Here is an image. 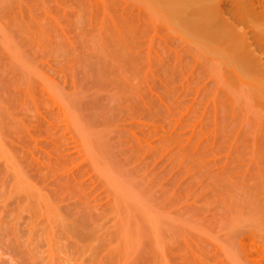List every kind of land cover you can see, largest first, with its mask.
I'll return each mask as SVG.
<instances>
[{
    "label": "rangeland",
    "instance_id": "374dc122",
    "mask_svg": "<svg viewBox=\"0 0 264 264\" xmlns=\"http://www.w3.org/2000/svg\"><path fill=\"white\" fill-rule=\"evenodd\" d=\"M151 7L0 0V264H264V0Z\"/></svg>",
    "mask_w": 264,
    "mask_h": 264
},
{
    "label": "bare ground",
    "instance_id": "6f19581e",
    "mask_svg": "<svg viewBox=\"0 0 264 264\" xmlns=\"http://www.w3.org/2000/svg\"><path fill=\"white\" fill-rule=\"evenodd\" d=\"M192 1L193 0H145V2L146 3L148 2L152 6L151 8L155 12H157L159 15H161L163 17H166V20L168 18V20L170 22L173 21L174 23H176L178 25V27L180 28V30L181 29H189V30H191V34H192L193 37L202 39V38L206 37V35H205V30H202L199 27V24H200V22L198 21L199 17L195 16L193 18H188V17H185L183 15L184 8L187 5H189ZM196 1L200 2V1H203V0H196ZM201 9L204 10L205 7L203 6V7H201ZM202 14L205 15L206 13L203 12ZM176 24H175V26H177ZM199 36H201V37H199ZM201 43H202V45L204 47H206V45H205V43L203 41H201ZM227 57H228L227 58L228 63L231 64V63L234 62V60H235L234 57H232V56H227ZM147 213H148V211L144 214V215H146V218L148 216V219H146L145 216H144V219H146L147 221L150 220V222H151V220L152 221H156V220L158 221V220L163 219L162 218L163 214L161 216V213H157V212H154V211H152V213H149V214H147ZM155 228L157 230V226Z\"/></svg>",
    "mask_w": 264,
    "mask_h": 264
}]
</instances>
